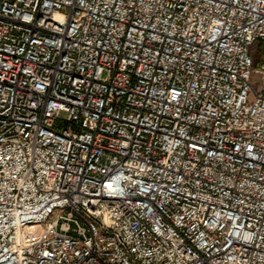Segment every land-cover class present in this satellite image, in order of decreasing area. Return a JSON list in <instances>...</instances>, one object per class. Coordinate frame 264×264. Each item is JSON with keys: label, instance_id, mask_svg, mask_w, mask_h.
<instances>
[{"label": "built area", "instance_id": "1", "mask_svg": "<svg viewBox=\"0 0 264 264\" xmlns=\"http://www.w3.org/2000/svg\"><path fill=\"white\" fill-rule=\"evenodd\" d=\"M262 41L264 0H0V264H264Z\"/></svg>", "mask_w": 264, "mask_h": 264}, {"label": "rangeland", "instance_id": "2", "mask_svg": "<svg viewBox=\"0 0 264 264\" xmlns=\"http://www.w3.org/2000/svg\"><path fill=\"white\" fill-rule=\"evenodd\" d=\"M253 53L255 57L258 59H264V41L258 43L256 46L253 47ZM255 79H257L255 77Z\"/></svg>", "mask_w": 264, "mask_h": 264}]
</instances>
